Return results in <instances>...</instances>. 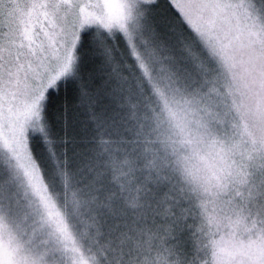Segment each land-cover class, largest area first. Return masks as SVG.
Wrapping results in <instances>:
<instances>
[{
	"label": "snow or ice",
	"instance_id": "6c2138e0",
	"mask_svg": "<svg viewBox=\"0 0 264 264\" xmlns=\"http://www.w3.org/2000/svg\"><path fill=\"white\" fill-rule=\"evenodd\" d=\"M0 264H264V0H0Z\"/></svg>",
	"mask_w": 264,
	"mask_h": 264
}]
</instances>
